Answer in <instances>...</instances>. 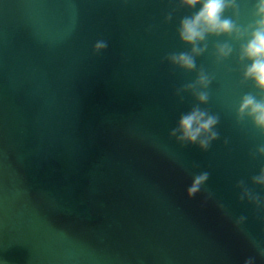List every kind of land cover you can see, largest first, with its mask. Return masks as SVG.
Wrapping results in <instances>:
<instances>
[{
  "label": "water",
  "instance_id": "water-1",
  "mask_svg": "<svg viewBox=\"0 0 264 264\" xmlns=\"http://www.w3.org/2000/svg\"><path fill=\"white\" fill-rule=\"evenodd\" d=\"M254 3L224 15L244 28ZM198 7L0 0V264H264V130L237 111L264 92L243 39L181 40ZM194 107L217 118L206 149L172 134Z\"/></svg>",
  "mask_w": 264,
  "mask_h": 264
},
{
  "label": "clouds",
  "instance_id": "clouds-1",
  "mask_svg": "<svg viewBox=\"0 0 264 264\" xmlns=\"http://www.w3.org/2000/svg\"><path fill=\"white\" fill-rule=\"evenodd\" d=\"M188 8H196L191 16H186L180 21L179 36L181 40L191 45L194 55H199L202 43L208 35H229L236 39H243L240 46L239 58L247 61L243 71V78L251 80L255 87L264 92V0H255L254 20L244 28L238 26L234 20L224 15L225 11L232 9L236 13V0H180ZM97 49L105 47L103 42H97ZM232 49L228 45H220L217 48L219 56H227ZM173 63H177L186 69L194 68L193 55L181 53L170 57ZM197 83L203 87L208 84V78L203 73L199 75ZM200 102H206L207 95L204 92L196 94ZM238 115L249 116L253 123L264 130V97L257 99L251 94L244 95L239 104ZM217 118L205 111L194 107L190 112L181 115L178 127L173 129V135L181 142L198 144L202 149H206L211 140L215 139L217 133L214 127ZM264 153V147L259 149ZM206 174L200 175L194 185L189 189V194L196 191L197 185L206 179ZM257 183H264V169L259 176L254 178Z\"/></svg>",
  "mask_w": 264,
  "mask_h": 264
}]
</instances>
